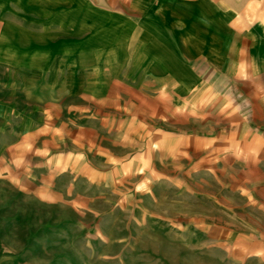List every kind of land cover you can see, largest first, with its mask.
Segmentation results:
<instances>
[{"label":"crops","instance_id":"0c3cea01","mask_svg":"<svg viewBox=\"0 0 264 264\" xmlns=\"http://www.w3.org/2000/svg\"><path fill=\"white\" fill-rule=\"evenodd\" d=\"M0 20V129L47 136L57 175L83 158L104 181L162 164L174 212L250 237L264 198L251 186L264 175L251 158L264 145V0H0ZM185 172L200 194L187 196ZM235 174L242 188L223 194L238 205L219 207V177Z\"/></svg>","mask_w":264,"mask_h":264},{"label":"rangeland","instance_id":"374dc122","mask_svg":"<svg viewBox=\"0 0 264 264\" xmlns=\"http://www.w3.org/2000/svg\"><path fill=\"white\" fill-rule=\"evenodd\" d=\"M46 138L33 130L0 129V264H232L264 257L263 197L252 198L251 213L261 211L252 216L262 222H250L246 238L218 221L211 228L194 208L186 215L174 212L166 201L168 167L162 164L128 165L119 179L104 181L102 173L91 179L90 159L83 158L74 161L73 174H53L48 165L52 145ZM259 144L252 160L264 159ZM190 175L181 176L187 196L200 194L202 188ZM219 178L217 205H238L223 193L232 195L242 182L236 174ZM252 184L264 189V175ZM237 213L244 215L242 208Z\"/></svg>","mask_w":264,"mask_h":264}]
</instances>
